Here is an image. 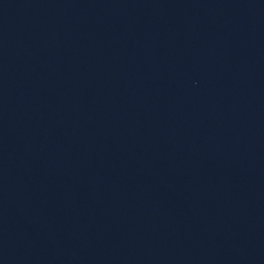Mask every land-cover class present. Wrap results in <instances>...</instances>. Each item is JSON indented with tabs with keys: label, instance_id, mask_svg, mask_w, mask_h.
<instances>
[{
	"label": "water",
	"instance_id": "95a60500",
	"mask_svg": "<svg viewBox=\"0 0 264 264\" xmlns=\"http://www.w3.org/2000/svg\"><path fill=\"white\" fill-rule=\"evenodd\" d=\"M0 75L264 264V0H0Z\"/></svg>",
	"mask_w": 264,
	"mask_h": 264
}]
</instances>
